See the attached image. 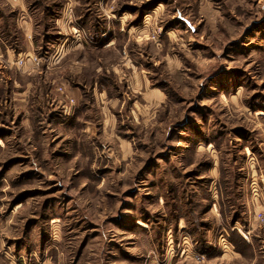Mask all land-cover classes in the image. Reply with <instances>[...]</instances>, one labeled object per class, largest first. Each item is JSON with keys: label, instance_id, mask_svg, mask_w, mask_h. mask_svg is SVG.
<instances>
[{"label": "rangeland", "instance_id": "rangeland-1", "mask_svg": "<svg viewBox=\"0 0 264 264\" xmlns=\"http://www.w3.org/2000/svg\"><path fill=\"white\" fill-rule=\"evenodd\" d=\"M259 213L264 0H0V264H264Z\"/></svg>", "mask_w": 264, "mask_h": 264}, {"label": "crops", "instance_id": "crops-1", "mask_svg": "<svg viewBox=\"0 0 264 264\" xmlns=\"http://www.w3.org/2000/svg\"><path fill=\"white\" fill-rule=\"evenodd\" d=\"M133 74V81L134 83L138 84V86H140V90L144 91V96H149L151 101L154 102V104L161 105L165 102L166 96L162 92L156 89H149V82L146 77L145 71H142L140 68H135ZM256 196H260V194H257Z\"/></svg>", "mask_w": 264, "mask_h": 264}, {"label": "built area", "instance_id": "built-area-1", "mask_svg": "<svg viewBox=\"0 0 264 264\" xmlns=\"http://www.w3.org/2000/svg\"><path fill=\"white\" fill-rule=\"evenodd\" d=\"M27 61H28V62H31L32 64H36V65L40 64V59L37 58V57H35V56H29V57L27 58ZM18 63H19V64H25V63H26V60L20 59ZM257 220H258L262 225H264V214L259 213V214L257 215Z\"/></svg>", "mask_w": 264, "mask_h": 264}]
</instances>
